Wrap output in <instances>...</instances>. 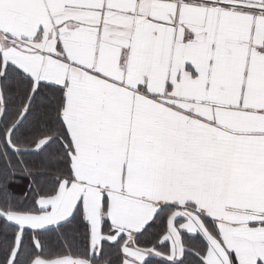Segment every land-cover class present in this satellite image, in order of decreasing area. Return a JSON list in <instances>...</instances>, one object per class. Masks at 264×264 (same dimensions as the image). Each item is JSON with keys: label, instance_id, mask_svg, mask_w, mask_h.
<instances>
[{"label": "snow or ice", "instance_id": "1", "mask_svg": "<svg viewBox=\"0 0 264 264\" xmlns=\"http://www.w3.org/2000/svg\"><path fill=\"white\" fill-rule=\"evenodd\" d=\"M0 264H264V0H0Z\"/></svg>", "mask_w": 264, "mask_h": 264}]
</instances>
